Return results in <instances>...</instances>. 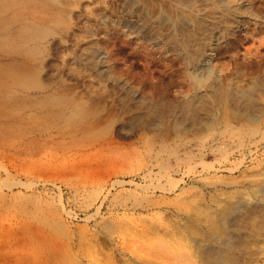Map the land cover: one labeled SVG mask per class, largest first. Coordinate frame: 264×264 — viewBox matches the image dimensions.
Here are the masks:
<instances>
[{
	"label": "bare ground",
	"instance_id": "obj_1",
	"mask_svg": "<svg viewBox=\"0 0 264 264\" xmlns=\"http://www.w3.org/2000/svg\"><path fill=\"white\" fill-rule=\"evenodd\" d=\"M149 1L121 0L118 21L129 27L128 35L151 41L157 59L167 62L178 56L184 74L197 78L193 91L188 89L190 93L177 102L166 95L170 82H177L171 74L166 82L158 79L146 86L133 81V74L124 75L107 45L104 50L95 46L97 42L93 46L97 33L90 25L96 28L92 18L104 19L112 7L110 0H22L8 8L3 5L7 17L0 22V117L9 139L4 138L22 142L28 157L43 143L77 138L80 131L74 128H84L90 140L88 153L97 157L114 138L97 135L101 109L97 105L105 92L122 85L138 97L127 103L131 114L117 129L148 132L135 138L133 156H120L121 162L104 180L101 203L111 214L109 194L118 189L115 210L120 216L115 229L109 220L104 224L102 247L110 246L106 254L103 251L105 264H264V93H258L264 85L245 88L224 82L225 67L233 66L236 74L247 69L246 61L245 66L235 61L238 45L247 38V0H170L171 7L162 6L158 13H153ZM211 4L227 6L222 12L211 6L215 22L178 10L181 5L202 10ZM79 24L88 27L90 42L77 55L67 43ZM223 51L235 57L234 65L220 62ZM81 87L87 96L83 100L86 96L77 91ZM232 120L241 123L236 126ZM247 121L253 125L247 126ZM44 237L22 256L9 255L8 262L13 257L11 264H90L80 256L88 257L91 249L86 254L80 248V255L68 248L72 244L84 248L83 238L75 243Z\"/></svg>",
	"mask_w": 264,
	"mask_h": 264
},
{
	"label": "rangeland",
	"instance_id": "obj_2",
	"mask_svg": "<svg viewBox=\"0 0 264 264\" xmlns=\"http://www.w3.org/2000/svg\"><path fill=\"white\" fill-rule=\"evenodd\" d=\"M13 1L19 3L22 0H0V22L7 17L6 9L8 8V5ZM154 1L157 2L153 3V0L149 1L153 13H158L160 7H165V5L171 7L170 0ZM253 1L254 2H252V0H247V5L250 7L251 5H254L251 8L255 7L254 9L257 10H252L250 7L247 6V18L250 17V20L247 19V38H245V36L242 39L243 45L239 44L237 47V54L240 56H237L235 54L236 58H232L231 54L229 55L228 53L227 55V53L224 51L221 52V56H219L220 62L223 59L222 62L224 61V64L227 63V67L231 65L235 59V61H240L242 66H245L247 62L246 67H244L247 68L245 72H240L238 74L234 73L235 68L232 66L234 64L231 65L233 68L229 66V70L225 67L226 74L224 82L233 84L236 87H243L245 85V88H250V86H252L253 84H256L257 86L264 85V82H262L264 81V0ZM120 2L121 0H110L111 4L109 6L112 7L109 8V11L108 9L106 10L108 11V13L105 12V21H103L104 19L100 18L96 19L99 16L94 17L95 21L92 18L91 22H94L93 24H95V27L97 28H94V25H92V23L90 24L93 27L91 28L94 30L95 34L97 33V36L95 35L97 41L92 42L93 46L97 42L98 44L95 46L101 47V49L103 48L104 50V48H106L104 47V45H107L108 50L110 49V51L115 54L116 58H118V65L119 67L121 66V68H123L122 70H124L125 73L123 71L122 72L124 73V75L129 77L130 73L131 75L133 74V78L131 76V79H134L135 77V79H137L133 80L135 82H143L147 86L149 82H157L158 79V81L164 80L166 82L168 81V78L170 76L173 77V79L176 78L174 82L177 81L178 83L173 82L176 85H171L170 82L169 87H167L168 93H166V95H171L173 100L172 102L180 101L182 97H185L190 93V88L191 92L193 91V87L191 84L193 81L197 82V78L193 79L192 77H187L184 74V64L183 60L180 57L172 55L169 59L166 60L167 62H162L160 59L156 58L157 55L154 54V47L151 41L148 40V44L147 39L139 38L138 40L134 34L128 35V32L130 30L129 27H127L126 25L123 26L121 24V21H118L119 16L118 12H116V9ZM3 5H7V8ZM211 6L213 5H206L201 10L199 7L193 6L194 8H189L187 6L181 5L178 6V10L182 15L198 14L199 17L202 16L201 18L206 17L205 19H207L209 22H215V20L211 19V16H213V12L211 13L210 11ZM216 7L213 6L212 8L215 9L216 12L218 11V9L220 12H222L221 9H223L224 11L226 10L227 6H218L217 8ZM208 10L210 11V13L208 12ZM200 11L203 12L201 13ZM248 13H250L249 17ZM207 16H210V18ZM80 17L84 18L85 15H81ZM153 17L155 16L153 15ZM134 18L137 19V17ZM79 25L76 26V28L73 30V33L71 35L72 38H69L70 40L72 39V41L67 43L69 46H71V51H75L77 55L78 53L83 52L84 49L82 48L86 46L88 42H90V38L88 35L89 33L87 34L88 29H86L88 27L85 28L81 24ZM83 28H85L86 30H84ZM75 30L77 32H75ZM76 35H79V39H82V41H77ZM84 37H87L86 40ZM109 41L110 43L112 42V45L110 46L108 45L110 44ZM77 42L80 45H76ZM245 47L247 48L245 49ZM231 58L233 60H230ZM244 58L246 60H244ZM227 61H229V63ZM164 63H168L167 66H165ZM241 68L244 69L243 67ZM178 70L182 72L179 74L177 73ZM181 74L183 75V77H185V80L180 79ZM145 78H148V80L146 79L145 81H143V79ZM235 83H237L238 85H235ZM239 84L241 85L239 86ZM181 87L183 88V90L181 89ZM140 90L143 95L147 94L146 92L143 93L144 90H142L141 88ZM185 90L186 92H184ZM77 91H80L79 96H86L84 95L85 90L82 89V87L79 88V90ZM113 91L115 95L112 94ZM260 92L264 93V91L258 89L259 94H261ZM71 93L75 94L73 90H70V94ZM104 96L106 97L104 98ZM104 96L101 98L102 101L100 100L102 103H99L97 105L99 106V109L101 107V111L99 110L98 115L100 117L97 123V128L99 129L97 135L107 133L112 135L114 138L113 141L110 140V142L105 145L106 148H104L103 151H100L97 154V157H91L88 153L90 140L86 133L88 130L84 128H74L80 131L77 135V138L73 140H68L63 144L52 142L43 143L41 144L42 146L40 145L37 148L36 154L35 151L33 152L32 150L30 151L32 152L31 156L28 155L27 157L26 155L28 153L24 152H26V150L28 151V149H26V146L22 142L15 138L7 140V138L9 139V137L5 135L6 128L4 129V119L0 117V124H3L0 125V264L14 263L16 259L15 257L14 260L13 257H11L12 262H8L11 261L10 256H13V254L19 255V252L20 256H22L23 254L21 253H26L23 251L31 250L32 247H30V245H34L38 240L42 239L43 236H45L44 239L49 237H62L63 239H74L75 243L78 239L83 238L82 240L84 241V248H82V246H77V244L69 245L71 247L68 248H71L70 251L72 252V254L75 251L74 253H79L81 255V249H84L83 251L85 253L88 251V249H91L87 252L88 254L86 253L87 256L89 254L91 255H89L90 257L88 256L90 259L86 257L84 253L80 256L83 262L95 264L98 260L102 262H100L99 264H103L105 260L104 264L106 263L107 257L105 254L107 253V250L110 246H106V249L102 247L106 243L102 241L106 235L104 224L109 220L112 225V228L115 229V224L118 223L120 216L116 212L117 209L115 210V207L117 208V192H119L118 189L113 188L111 190V193L109 194L108 202L111 201V214L109 212V208H107L105 204L101 203V198L105 193L104 180L108 174L114 171L112 170V167H116L121 162V157H126L128 154H130L128 156H133L132 152H135L134 150H136L138 146V142L136 144L137 140H135V138L144 136L142 134H145L148 131L145 132L146 130H144V128H139V130L141 131L135 129V133L132 134L127 133L126 130L119 129L121 130L119 131L117 129L119 128V126L126 123L123 120L127 121L129 115L131 114L130 109L127 108V103H133L134 99L136 100L134 96H138L128 93L127 90L124 89V86L122 87V85H119V87L117 86L116 88L105 92ZM86 98L87 96L81 99L83 100ZM117 98H120V100L122 99V103H120L121 101ZM167 98L169 99L170 96H167ZM173 98L175 99V101ZM262 98L261 102L264 101V99ZM112 99H115L116 102ZM129 99L132 101H130ZM78 101H80V98H78ZM103 101H105V103H103ZM125 108L128 109V111ZM262 115H264V110H262L261 116ZM125 117L127 119H124ZM240 123L241 122H238L237 120L234 121V124L236 126H238V124L240 125ZM107 125H109V128L106 127ZM249 125L253 124L247 121V126ZM106 130H108L109 132H106ZM1 135L3 138L1 137ZM4 135L7 138H4ZM135 145L137 146L134 148ZM33 154L35 156H33ZM122 154H125L126 156H122ZM211 159L213 160L211 156L210 158H207V160L210 161ZM107 163L108 165H105ZM103 168L105 170H103ZM63 169H65V171ZM106 169L109 170L106 171ZM26 172H29V175ZM113 235L116 236L117 233H113ZM87 240L89 241V243L86 242ZM102 242L104 243V245ZM84 243L86 245H84ZM89 244H92V246ZM96 246H98V248ZM95 250H101V253L98 252V254ZM103 251L105 253L104 256ZM92 255H94V257ZM95 255L97 258H95ZM4 260H6L7 262ZM93 260H96L95 263Z\"/></svg>",
	"mask_w": 264,
	"mask_h": 264
}]
</instances>
